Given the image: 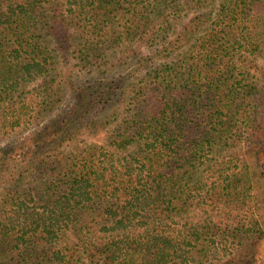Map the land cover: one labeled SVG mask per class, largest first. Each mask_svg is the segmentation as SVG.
<instances>
[{"label": "trees", "instance_id": "1", "mask_svg": "<svg viewBox=\"0 0 264 264\" xmlns=\"http://www.w3.org/2000/svg\"><path fill=\"white\" fill-rule=\"evenodd\" d=\"M8 138L0 264H264V0H0Z\"/></svg>", "mask_w": 264, "mask_h": 264}, {"label": "rangeland", "instance_id": "2", "mask_svg": "<svg viewBox=\"0 0 264 264\" xmlns=\"http://www.w3.org/2000/svg\"><path fill=\"white\" fill-rule=\"evenodd\" d=\"M94 140L92 137H86L85 141H92ZM15 139L14 138H8L6 140H4L3 142H1V145H6V144H10L12 142H14ZM255 198H256V202L260 203L261 205H264V199L262 196V183L258 184V187L255 190Z\"/></svg>", "mask_w": 264, "mask_h": 264}]
</instances>
